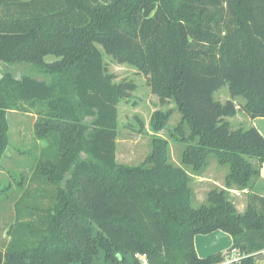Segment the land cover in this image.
<instances>
[{"label":"trees","instance_id":"16d2710c","mask_svg":"<svg viewBox=\"0 0 264 264\" xmlns=\"http://www.w3.org/2000/svg\"><path fill=\"white\" fill-rule=\"evenodd\" d=\"M99 46L146 76L162 102L175 101L182 167L158 139L141 165L118 163L119 106L137 87L115 81ZM0 63L52 76L3 74L0 153L10 112L70 133L67 148L56 131L49 138L48 161L60 180L52 204L32 214L36 222L19 223L0 264H97L101 253L104 264H128L136 253L152 264H222L234 251L236 264H256L264 252V197L248 193L239 213L230 191L253 190L264 137L254 127L233 130L228 119L264 117V0H0ZM226 85L232 99L222 104L214 95ZM235 98L243 99L238 107ZM169 117L156 113L153 130ZM211 156L228 173L197 208L193 176ZM217 231L232 237V247L199 258L196 236Z\"/></svg>","mask_w":264,"mask_h":264},{"label":"rangeland","instance_id":"374dc122","mask_svg":"<svg viewBox=\"0 0 264 264\" xmlns=\"http://www.w3.org/2000/svg\"><path fill=\"white\" fill-rule=\"evenodd\" d=\"M99 49H101L108 71L115 76V81H130L137 87L131 97L119 106L118 163L127 166L141 165L152 154L154 141L158 139L166 140L169 143L171 162L182 167L181 158L186 145L177 141L178 133L175 129L180 124L182 117L175 101L162 102L158 96L152 93L146 76L129 64H119L112 60L102 47L99 46ZM48 59L47 61L54 60L53 57ZM5 72H11L16 78L32 76L42 81L51 82L52 80V76L38 71L29 64L5 65L0 63V79ZM214 99L222 104L230 101L232 98L229 86L226 85L216 92ZM234 103L238 107L243 103V99L235 98ZM158 112L163 115L170 113V117L164 129L155 132L152 128V120ZM240 116L246 119L248 124V117L244 114H240L238 117ZM238 119L240 118L228 119L233 130L249 129V125L247 126L246 123L240 125ZM91 120L86 116L83 118V122L86 124H90ZM8 124V140L0 153L1 250H5L14 241L19 223L36 222L32 214L38 208L48 207L52 204L51 197L59 187L60 181L48 161V159L51 160L48 156V153L51 155L49 151L54 152L51 145L53 141L49 139L52 131H56L63 139V148L70 145L69 130L59 129V126L51 120L41 119L33 114L10 112L8 113ZM49 141L52 142L49 143ZM81 157L87 159L88 155L82 152ZM227 173L228 167L221 166L214 156L209 158L208 166L201 173V176L206 180L198 182L199 178L195 177L191 185L195 207L198 208L206 204L210 191L221 189L224 186ZM208 180H212V182H208ZM247 196L246 193H231V198L236 201L239 210L246 208ZM197 241L198 245L195 241L196 252L205 253L218 249H209L206 245L201 247L200 239ZM100 255L101 258L97 264H104L103 254ZM255 258L256 264H264V254L257 255ZM127 259L128 264H135L133 257L129 256Z\"/></svg>","mask_w":264,"mask_h":264},{"label":"crops","instance_id":"0c3cea01","mask_svg":"<svg viewBox=\"0 0 264 264\" xmlns=\"http://www.w3.org/2000/svg\"><path fill=\"white\" fill-rule=\"evenodd\" d=\"M240 114H243V113H238L233 118H240V119H238V122L240 121V125H242L243 123L247 124L246 119H243V117H241V116L238 117ZM233 118H229V119H233ZM247 126L249 128L254 127L264 137V117H259V118H255V119H251L248 117ZM195 177L199 178L198 182H204L206 180L201 175L193 176V178H195ZM208 182H212V180H208ZM230 193H234V194L246 193L247 195H248V193H256L257 195L264 197V164H263L261 171H260V178L256 182V184H255V186L251 192H249V191L239 192L237 190H231ZM247 197L249 200V195ZM233 202L236 205V203H235L236 201H233ZM247 205H248V203H247ZM246 208H247V206H246ZM246 208L244 207L243 209L239 210V207H238L237 210L239 211V213H244L246 211ZM198 239H200L199 243L201 244V247L206 245L209 249L218 248L216 250L207 251L205 253L197 252V255L199 256V258H202V259L207 258L209 255H213V254L220 252V251H223V252L227 251L233 245L232 237L229 234L222 232V231H217V232H214V233H211L208 235L196 236V238H195L196 245H198V241H197ZM261 254H264V252ZM232 255H233V253L229 257H227L226 261L222 264H234V263H231V261H230V259L232 258Z\"/></svg>","mask_w":264,"mask_h":264},{"label":"built area","instance_id":"2783aa9c","mask_svg":"<svg viewBox=\"0 0 264 264\" xmlns=\"http://www.w3.org/2000/svg\"><path fill=\"white\" fill-rule=\"evenodd\" d=\"M135 264H152L148 254L146 253H136L133 256ZM231 263H239L240 256L236 251L233 252L232 258L230 259Z\"/></svg>","mask_w":264,"mask_h":264}]
</instances>
